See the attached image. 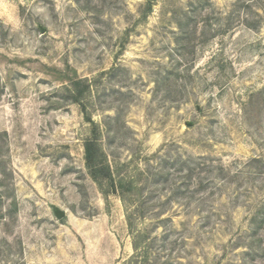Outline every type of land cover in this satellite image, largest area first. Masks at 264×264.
<instances>
[{
    "label": "rangeland",
    "instance_id": "obj_1",
    "mask_svg": "<svg viewBox=\"0 0 264 264\" xmlns=\"http://www.w3.org/2000/svg\"><path fill=\"white\" fill-rule=\"evenodd\" d=\"M147 1L0 0V264H264V0Z\"/></svg>",
    "mask_w": 264,
    "mask_h": 264
},
{
    "label": "trees",
    "instance_id": "obj_2",
    "mask_svg": "<svg viewBox=\"0 0 264 264\" xmlns=\"http://www.w3.org/2000/svg\"><path fill=\"white\" fill-rule=\"evenodd\" d=\"M146 7L151 10L153 7V1L148 0ZM85 79H77L73 81L71 86L65 87V89L72 95V100L80 103L83 108L85 107L83 92L84 89H78V85L85 83ZM75 87V89L72 88ZM89 88V85L85 90ZM87 118L94 124L93 136L84 143L86 165L92 179L100 186L103 193L117 192L123 202L128 207L133 201L140 200L141 186L138 185L134 179L128 174L121 173L119 167H115L108 159V155L105 148L102 145L100 139L101 128L99 124L91 120V117L87 114ZM108 124L110 126L112 117H108ZM129 220V226L131 233H133V249L134 254L131 257L132 260H136L138 253L142 250L143 243L145 242V234L142 231H136L133 229L132 216L130 213L127 215ZM140 254V253H139Z\"/></svg>",
    "mask_w": 264,
    "mask_h": 264
},
{
    "label": "water",
    "instance_id": "obj_3",
    "mask_svg": "<svg viewBox=\"0 0 264 264\" xmlns=\"http://www.w3.org/2000/svg\"><path fill=\"white\" fill-rule=\"evenodd\" d=\"M64 214H65L64 211H62V210H61V211H58V212H57V217L60 218V217H62Z\"/></svg>",
    "mask_w": 264,
    "mask_h": 264
}]
</instances>
